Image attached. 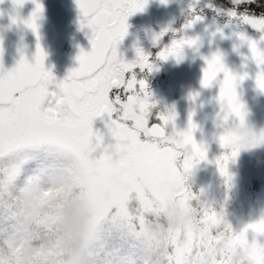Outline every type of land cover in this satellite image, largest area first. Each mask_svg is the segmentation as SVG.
<instances>
[{
    "label": "snow or ice",
    "instance_id": "6c2138e0",
    "mask_svg": "<svg viewBox=\"0 0 264 264\" xmlns=\"http://www.w3.org/2000/svg\"><path fill=\"white\" fill-rule=\"evenodd\" d=\"M12 2L19 8L27 0ZM31 2V15L12 17V23H23L36 36L33 60L21 53L11 70L0 61V264H66L59 236L61 197L73 188L85 193L94 207L92 264H264V244L248 238L249 231L264 235V217L236 231L223 206L217 211L213 201L197 208L195 219L170 229L163 245L146 230L151 213L169 200L188 205L204 194L194 193L186 180L197 164L207 161V147L194 138L197 125L191 117L186 130L168 133L174 112L154 111L146 78L154 70L152 55L137 47V58L127 62L118 52L128 18L148 0H76L81 30L91 32V50H80L78 67L61 81L45 69L38 24L44 8L40 0ZM230 2L233 7L224 8L211 0H192L180 29L165 28L153 37L158 43L173 33L156 59L183 58L184 47L197 42L185 31L204 19L205 8L226 16L229 25L251 26L264 34V13L257 17L247 8L237 10L256 0ZM237 35L261 66L256 84L264 90V49L243 31ZM205 60L202 86L219 83L216 139L223 149L210 163L230 189V162L242 148L264 145V130H248L247 142L241 144L240 130L247 125L237 86L247 74L232 73L219 53ZM104 114L115 143L96 156L103 136L93 131V121ZM153 116L159 122L150 125ZM240 252L243 259L237 258Z\"/></svg>",
    "mask_w": 264,
    "mask_h": 264
},
{
    "label": "rangeland",
    "instance_id": "374dc122",
    "mask_svg": "<svg viewBox=\"0 0 264 264\" xmlns=\"http://www.w3.org/2000/svg\"><path fill=\"white\" fill-rule=\"evenodd\" d=\"M191 2L192 0H189V5ZM207 2L208 0H202V3ZM211 2L224 8L233 7L230 0H211ZM170 10V4L161 5L160 0L156 2L148 0L142 11L131 15L132 25L127 23L129 27L126 35L129 36V43L118 47V52L125 61L129 62L134 57L133 49L142 36L139 33L137 17L143 15L147 18L166 11L164 23L157 29L160 32L169 26ZM241 31L249 39L258 41V47L264 49V39H261L264 34L251 26L237 28L229 25L226 16H215L205 8L204 19L194 24L190 30V37L197 40L196 44L190 48L189 53L182 55V59L169 57L164 61L170 69L163 75V81L156 90L154 99H151L156 105L154 111L174 112V121L166 126L168 133L173 130L177 132L186 130L190 117L197 125L194 138L207 147V161L200 162L192 169L187 184L194 193H199L201 190L206 192L217 211L223 206L226 219L236 231L264 217V177L254 169L256 162L264 160V146L240 151L235 160L229 164L232 181L231 188L226 187L224 177L219 174L215 163H210L223 152L216 139L220 131L217 128L220 106L216 99L219 83H213L211 87L205 88L201 81L203 70L206 68L205 58H210L215 53L222 56L225 66L238 77L246 73V78L238 80L237 86L238 98L246 111V124L257 133L264 130V90L259 89L256 84V75L261 66L251 58L248 43L239 39L237 33ZM156 34L158 33L154 31L151 35L154 37ZM184 59L185 62L182 63ZM50 71L57 81L63 80L59 74ZM222 78L221 73L218 80ZM193 96L195 99L192 98ZM152 122L159 121L153 116L149 120L150 124ZM93 131H98L103 136L102 146L94 153L99 156L105 146L115 143V139L111 136L107 125L100 124L97 118L93 121ZM253 237L257 242L264 244V235H256L249 231V240L251 241Z\"/></svg>",
    "mask_w": 264,
    "mask_h": 264
},
{
    "label": "water",
    "instance_id": "95a60500",
    "mask_svg": "<svg viewBox=\"0 0 264 264\" xmlns=\"http://www.w3.org/2000/svg\"><path fill=\"white\" fill-rule=\"evenodd\" d=\"M44 11L39 24V43L46 53L45 69L59 74L63 79L69 71L78 67L76 60L80 50H91L86 38L71 35L74 21L80 17L76 0H40ZM34 9L31 0L17 8L12 0L0 2V48L3 49L0 61L3 67L11 70L21 58V53L31 62L36 52L37 38L23 23H12V17L27 19ZM159 25V24H158ZM67 46V50L64 47ZM191 46L185 47L190 50ZM108 116L98 117L99 123L106 126ZM154 124V123H152ZM151 125V124H150ZM254 169L264 177V160L255 163Z\"/></svg>",
    "mask_w": 264,
    "mask_h": 264
},
{
    "label": "clouds",
    "instance_id": "9594fccd",
    "mask_svg": "<svg viewBox=\"0 0 264 264\" xmlns=\"http://www.w3.org/2000/svg\"><path fill=\"white\" fill-rule=\"evenodd\" d=\"M246 125L240 130L241 144L247 142L245 134L252 130L251 126ZM248 149L251 148H242L241 151ZM207 201L211 200L206 192L188 205L169 200L163 209L153 211L147 219L145 227L148 234L155 236L163 245L169 230L195 219L197 208ZM93 217L94 207L79 189L73 188L61 197L59 236L65 249L66 264H92L91 250L95 242L92 239ZM243 256V252L237 253L238 259H243Z\"/></svg>",
    "mask_w": 264,
    "mask_h": 264
},
{
    "label": "flooded vegetation",
    "instance_id": "af4514ba",
    "mask_svg": "<svg viewBox=\"0 0 264 264\" xmlns=\"http://www.w3.org/2000/svg\"><path fill=\"white\" fill-rule=\"evenodd\" d=\"M154 1L156 2L158 0H154ZM163 4L171 5V10L169 12L170 22L167 28L180 29L184 25L188 17L189 0H168L167 3H161V5ZM165 13L166 11H161L160 13L147 16V18L143 15H140L137 17L138 27L140 28L139 33L142 34V36H140L139 41L136 43V46L133 49V54H135L134 57L131 58V60L129 61L131 62L137 58L136 51H135L137 47L143 49L145 53H150L152 55L153 60H154V70L151 73H148L146 76L149 89L152 93L150 99H154L156 95V90L159 88L161 81H163V75L168 73V69H170V66H168V64H166L164 61L156 59V54L160 51L162 46L168 45L170 43L172 36H173L172 31H169L162 38V40L158 43H154L153 37L151 35L152 32L154 31L157 32L158 34L161 32V31L159 32L157 29L163 25L164 17L166 16ZM130 19H131V16L128 18L127 23L131 26L132 20ZM79 22H80V17L74 21L71 35L73 37L86 38L90 43V40H89V37L91 35L90 30L87 28L81 30V27L79 26ZM190 30L191 28L185 31V35L188 37H190ZM126 43H129V36L128 37L125 36L124 39L118 45V47H121L122 45H125ZM185 47L183 49L182 55L190 52V50H186ZM64 50H67V46L64 47ZM184 62H185V59L182 61V63ZM114 93H115V90H114ZM120 94L122 96V99H126L125 93L121 91ZM97 120H98V117H97Z\"/></svg>",
    "mask_w": 264,
    "mask_h": 264
},
{
    "label": "trees",
    "instance_id": "16d2710c",
    "mask_svg": "<svg viewBox=\"0 0 264 264\" xmlns=\"http://www.w3.org/2000/svg\"><path fill=\"white\" fill-rule=\"evenodd\" d=\"M245 8L254 13L256 16H260L261 13H264V0H256V3L253 4L240 5L237 10L244 11Z\"/></svg>",
    "mask_w": 264,
    "mask_h": 264
}]
</instances>
